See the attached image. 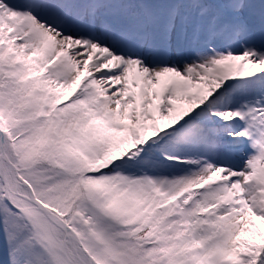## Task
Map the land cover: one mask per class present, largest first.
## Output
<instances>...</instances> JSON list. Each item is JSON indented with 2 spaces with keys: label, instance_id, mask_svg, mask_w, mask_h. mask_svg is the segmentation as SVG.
Instances as JSON below:
<instances>
[{
  "label": "snow or ice",
  "instance_id": "snow-or-ice-1",
  "mask_svg": "<svg viewBox=\"0 0 264 264\" xmlns=\"http://www.w3.org/2000/svg\"><path fill=\"white\" fill-rule=\"evenodd\" d=\"M0 264H264V0H0Z\"/></svg>",
  "mask_w": 264,
  "mask_h": 264
}]
</instances>
